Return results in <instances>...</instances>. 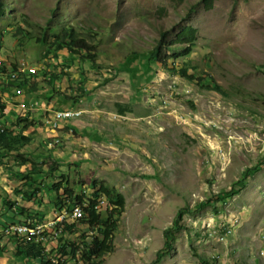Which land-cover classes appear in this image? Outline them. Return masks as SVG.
Listing matches in <instances>:
<instances>
[{
    "label": "rangeland",
    "instance_id": "obj_1",
    "mask_svg": "<svg viewBox=\"0 0 264 264\" xmlns=\"http://www.w3.org/2000/svg\"><path fill=\"white\" fill-rule=\"evenodd\" d=\"M3 1L1 124L20 132L27 118L31 125L22 133L29 141L20 152L37 162L50 155L60 166L52 177L23 187H41L35 191L40 203L13 192L24 181L20 159H0V223L6 217L28 220L5 201L31 207L44 219L27 227L41 229L34 238L46 246L45 262L83 264L60 248L89 240L96 228L76 223L61 231L66 220L56 232L44 228L56 213L48 184L63 175L86 197L101 182L112 188L109 198L96 196L103 217L110 200L124 202L114 248L102 264H264V165L245 177L238 194L222 197L264 160V0H215L210 7L201 0ZM70 25L96 45L95 64L36 42L40 33L51 37ZM185 26L196 29L190 53L167 52L174 56L166 66L153 63L141 78L124 68L136 54L150 52L162 30L175 40ZM13 64L27 68L18 76L33 89L9 87ZM181 68L205 75L204 84L216 88L182 77ZM117 104L128 111L121 114ZM71 110L77 115L58 118L53 133L57 116ZM64 202L61 212L68 214L72 206ZM199 203L204 205L195 210ZM181 209L183 228L174 234L173 249L158 258L163 231L174 228ZM8 235L10 230H0V264H24Z\"/></svg>",
    "mask_w": 264,
    "mask_h": 264
},
{
    "label": "trees",
    "instance_id": "obj_2",
    "mask_svg": "<svg viewBox=\"0 0 264 264\" xmlns=\"http://www.w3.org/2000/svg\"><path fill=\"white\" fill-rule=\"evenodd\" d=\"M205 6L210 7L212 2L215 0H201ZM6 6L3 0H0V19L5 15ZM18 31H24L21 27L18 28ZM169 31L162 30L160 32L159 38L156 41V44L153 46L150 52L135 55V58H131L128 60L127 64L124 66L126 70L131 71L132 75L137 76V78H141L148 73V70L151 68L153 63H158L160 65L166 66L167 60L172 57L173 54H167L169 51H179L176 49H181L179 55H186L191 52V49L196 40V29L191 26H185L181 29V31L177 34L175 40H169L167 38V34ZM3 31L0 30V39ZM41 36L36 37V42L42 45H47L48 47L54 48L55 51L66 49L69 53L73 55L79 56L81 59L88 61L90 63H96V45L91 42L86 36L80 34L73 26H65L63 27L59 33L52 35L51 37L47 32L40 33ZM28 36V37H27ZM23 38H31L28 33H24ZM176 43H180L179 45H175ZM174 56V55H173ZM17 66L15 64L12 65L10 74L8 76V84L10 86H15L17 88H32L33 86L30 84L29 80L25 78H21L18 76L20 73L16 71ZM16 71L17 75L15 77H11L12 72ZM6 73V66L0 63V76L1 74ZM178 73L189 80H196L197 83L205 89H214L209 84H204V76L200 75L198 77L193 74H188L186 68H181L178 70ZM55 78L56 76L53 75ZM138 80V79H137ZM17 82V83H16ZM16 83V84H14ZM119 106L118 111L121 114H124L128 111L127 107ZM6 105L0 101V159L8 157L10 155H15L16 158L20 159L19 166H24L23 174V183L20 187L14 188L13 192L16 196H19L23 201H35L41 203V198H37L35 196V191H40V188L35 190H23V187L33 185L37 177L50 178L52 177V173L58 169L60 166L57 160H54L52 156L49 155L47 160H42L37 162L34 158H26L20 149L24 146L28 141L25 135H23L24 129H27L31 123H27V118L23 119L24 125L22 130L16 131L11 128H8L3 123L1 124V118L6 115L5 113ZM264 165V160L262 159L257 163L253 168H249L243 173V178L231 184L228 190L222 194L223 198L231 197L235 194H238L242 187L245 185V177L248 176L249 173L258 170ZM46 167V170H44ZM69 182L67 177L61 176L59 181L48 184V191L52 194H55V199L52 202L54 207V212H59L62 210L61 207L65 206L64 201H68L70 206H81L83 210V217H81L77 222L70 223L66 220L63 222L61 226V231L66 228L70 229V231L74 228L76 223H80L82 225H87L90 228H96L98 233L92 234L89 240H81L79 243L68 242L69 247L64 251V247L60 248L64 254L69 256V259H75L77 261L83 260V264H102L105 259L106 254L110 253L114 248V232L118 226L119 216L124 211V202L110 200L109 205L106 208L105 217L102 216L100 211L98 210V202L96 200V196L98 194H103L107 198L110 197L112 193V188L107 184L101 182L96 190L92 193L93 196L86 197L84 193H76L73 188L68 186ZM96 182H93V186L95 187ZM221 197V196H220ZM222 199V198H220ZM8 204V209L17 213V209L20 210V214L26 213L28 215V220L26 222L34 221L41 222L44 219L39 217L42 213L39 211H34L32 214L31 207L27 206H16V203L11 202L10 200L5 201ZM204 203H199L194 209L196 210L198 207L203 206ZM72 207H67L70 209ZM4 208H6L4 206ZM68 211V210H67ZM182 209L178 212V217L175 220L174 228H168L163 231L164 243L161 249L158 251L157 257L159 258L161 254L169 252L173 249L174 244V234L182 229L183 227L178 223L181 220ZM55 215V214H54ZM38 218L35 219V218ZM14 219L13 217H10ZM41 218V219H40ZM14 222V220H12ZM42 223V222H41ZM33 225V224H30ZM83 236V235H82ZM13 238H16V235H12ZM84 237V236H83ZM15 251L14 255L24 262V264H60L59 260L55 263V260L45 262V247L41 245V243L36 242V238L33 237H19L15 239ZM60 259V258H59ZM38 261V262H36ZM204 264H211L207 261H204Z\"/></svg>",
    "mask_w": 264,
    "mask_h": 264
},
{
    "label": "built area",
    "instance_id": "obj_3",
    "mask_svg": "<svg viewBox=\"0 0 264 264\" xmlns=\"http://www.w3.org/2000/svg\"><path fill=\"white\" fill-rule=\"evenodd\" d=\"M27 68L24 66H18L16 71L19 70H26ZM16 71L13 70V73L11 75V77H15L16 75ZM30 71V70H29ZM33 71V70H32ZM30 71V73L32 72ZM77 113L75 111H70L68 114L65 115H59L57 116V119L54 120L52 126H51V131L53 133H56V129H57V124H58V118H62V119H68V118H72L74 116H76ZM98 208V206H97ZM84 213L80 212V210H73V207L71 208V210L67 212H61L59 211L57 214L54 215L53 217V221L51 222V225H47L44 226V228H50V232H56L59 228V224L61 222V220H67L66 217H70L71 221H77L79 220L81 217H83ZM0 230H10L11 231V235H15V234H23L26 237H33L34 235L37 234V232H39L41 229H36V228H32V227H27V222H22V223H18V222H12L9 221L6 223V227ZM264 234V233H263ZM263 234H261L260 236L263 237ZM42 246L46 247L44 244H41ZM259 255L262 257L264 255V248L263 246L260 248L259 251ZM55 263L58 262L57 258L54 259Z\"/></svg>",
    "mask_w": 264,
    "mask_h": 264
},
{
    "label": "crops",
    "instance_id": "obj_4",
    "mask_svg": "<svg viewBox=\"0 0 264 264\" xmlns=\"http://www.w3.org/2000/svg\"><path fill=\"white\" fill-rule=\"evenodd\" d=\"M9 221H12L11 219H9L8 217H6V220H4L2 223H0V226L2 227V224L5 222V223H7V222H9ZM8 236H11V235H8ZM12 237V236H11ZM13 238V237H12ZM14 239H16V238H14Z\"/></svg>",
    "mask_w": 264,
    "mask_h": 264
},
{
    "label": "bare ground",
    "instance_id": "obj_5",
    "mask_svg": "<svg viewBox=\"0 0 264 264\" xmlns=\"http://www.w3.org/2000/svg\"><path fill=\"white\" fill-rule=\"evenodd\" d=\"M19 73H23V72H25V70L24 71H18ZM13 73V72H12ZM12 75V74H11ZM16 75H17V72H16ZM62 111V110H61ZM57 140V139H56ZM76 207H78V206H76ZM76 210H78V209H76ZM83 211V210H82ZM56 214V213H55ZM28 223V222H27ZM37 223V222H36ZM40 224V223H39ZM17 236H21V235H19V234H16Z\"/></svg>",
    "mask_w": 264,
    "mask_h": 264
},
{
    "label": "clouds",
    "instance_id": "obj_6",
    "mask_svg": "<svg viewBox=\"0 0 264 264\" xmlns=\"http://www.w3.org/2000/svg\"><path fill=\"white\" fill-rule=\"evenodd\" d=\"M19 237L16 236V239H18Z\"/></svg>",
    "mask_w": 264,
    "mask_h": 264
}]
</instances>
